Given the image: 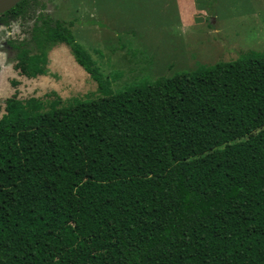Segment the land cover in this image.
<instances>
[{
    "label": "trees",
    "instance_id": "16d2710c",
    "mask_svg": "<svg viewBox=\"0 0 264 264\" xmlns=\"http://www.w3.org/2000/svg\"><path fill=\"white\" fill-rule=\"evenodd\" d=\"M31 5L29 40L6 45L14 69L44 76L63 44L102 96L5 102L0 264H264V54L113 92L40 0L0 25Z\"/></svg>",
    "mask_w": 264,
    "mask_h": 264
},
{
    "label": "rangeland",
    "instance_id": "374dc122",
    "mask_svg": "<svg viewBox=\"0 0 264 264\" xmlns=\"http://www.w3.org/2000/svg\"><path fill=\"white\" fill-rule=\"evenodd\" d=\"M206 1L40 0L44 15L73 21L75 43L113 92L250 52L264 54V0H216L211 16ZM38 13L31 5L22 18L0 25V116L10 99L21 102L15 113L48 112L54 101L59 107L102 96L63 44L48 51L44 76L27 79L14 69L6 45L28 41Z\"/></svg>",
    "mask_w": 264,
    "mask_h": 264
},
{
    "label": "water",
    "instance_id": "95a60500",
    "mask_svg": "<svg viewBox=\"0 0 264 264\" xmlns=\"http://www.w3.org/2000/svg\"><path fill=\"white\" fill-rule=\"evenodd\" d=\"M23 0H0V16L9 12Z\"/></svg>",
    "mask_w": 264,
    "mask_h": 264
}]
</instances>
